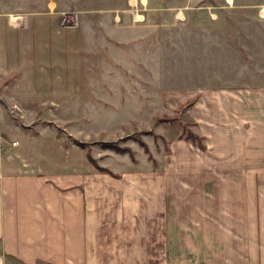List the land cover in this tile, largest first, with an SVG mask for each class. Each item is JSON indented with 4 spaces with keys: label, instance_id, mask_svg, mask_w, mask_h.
I'll return each instance as SVG.
<instances>
[{
    "label": "crops",
    "instance_id": "crops-1",
    "mask_svg": "<svg viewBox=\"0 0 264 264\" xmlns=\"http://www.w3.org/2000/svg\"><path fill=\"white\" fill-rule=\"evenodd\" d=\"M129 4L130 14H115L116 28L106 26L103 33L112 39L141 37V44L131 42L137 48L153 46L155 32L141 33L142 27L150 26V0ZM134 7L141 9L142 18L133 13ZM6 14L0 12V264H264L256 207L248 213L244 205L230 208L229 202L220 209L177 208L172 201L175 192L166 191L165 176L141 181L153 184L150 192L135 190L143 176L87 173L84 158L52 130L34 134L33 128L13 122L5 99L21 98L53 111L47 106L59 103L53 97L69 96V89L62 88L69 84L65 62H60L61 69L49 67L54 59L60 61L69 43L59 36L62 32L48 29V18L44 30L45 16ZM125 15L130 16V26ZM176 17L184 19L179 13ZM238 18L254 29L264 24V13ZM120 24L127 26L119 29ZM260 80L261 75L253 72L249 84L240 79L237 84L219 85L205 95V111L196 112V118L207 119L206 133L213 136L203 153L208 165L242 168L237 177L243 183L247 167L254 168L249 175L253 182L261 176L255 168L264 167V81ZM47 135L66 155L55 170L48 168L50 162L46 166L49 149L39 146ZM175 182L176 178L168 179V186Z\"/></svg>",
    "mask_w": 264,
    "mask_h": 264
},
{
    "label": "rangeland",
    "instance_id": "rangeland-1",
    "mask_svg": "<svg viewBox=\"0 0 264 264\" xmlns=\"http://www.w3.org/2000/svg\"><path fill=\"white\" fill-rule=\"evenodd\" d=\"M129 1L0 0L2 14L45 16L44 30L48 18V29L62 32L59 36L69 43L60 61L54 59L49 65L53 71L65 62L69 84L62 88L69 89V96L53 97L59 102L47 104L53 111L39 108L44 104H26L21 98L5 99L9 116L13 122L33 128L34 134L43 128L52 130L84 158L87 173L143 176L145 180L139 178L135 190L150 192L153 184L142 185L141 181L165 176L166 191L175 192L172 201L177 208L204 206L206 210L214 205L220 209L223 202H229L230 208L244 205L248 213L256 207L264 245V167L255 168L261 173L256 182L249 176L254 168L247 167V182L243 183L237 177L242 168L209 166L203 153L213 136L206 133L207 119L196 118V112L205 111V95L219 85L237 84L240 79L249 84L253 72L264 81V24L254 29L238 18L263 14L264 0H150V26L142 27L141 33L155 32L150 40L153 46L139 48L131 42H140L141 37L112 39L103 33L106 26L115 27V14H130ZM133 13L142 18L141 9ZM177 13L184 19L176 17ZM124 20L130 26V16L125 15ZM190 101L194 103L186 106ZM192 135L203 138L205 149L193 142ZM105 141L127 146L133 155L105 148L101 144ZM39 142L49 149L46 166L50 162L52 170L57 164L61 167L65 153L48 135ZM175 178L173 187L168 186V179ZM157 191L163 192V183ZM211 194L213 199H209ZM234 194H242V198Z\"/></svg>",
    "mask_w": 264,
    "mask_h": 264
},
{
    "label": "trees",
    "instance_id": "trees-1",
    "mask_svg": "<svg viewBox=\"0 0 264 264\" xmlns=\"http://www.w3.org/2000/svg\"><path fill=\"white\" fill-rule=\"evenodd\" d=\"M194 103V101H190L186 104V106H190ZM41 122H45V121H41ZM185 126V124H183ZM193 137L191 139H193V142L198 145L200 148L205 149V145L202 142L203 138H200L197 135H192ZM189 138V137H188ZM78 144H80L81 146L86 145L85 142H78ZM101 144L103 145V147L105 148H110L114 151L120 152V153H127L129 152V154L133 155V151L131 150V148L127 147V146H120L118 143L113 142V141H105V142H101ZM88 157L90 158L91 162L96 164L94 158L90 155H88Z\"/></svg>",
    "mask_w": 264,
    "mask_h": 264
},
{
    "label": "built area",
    "instance_id": "built-area-1",
    "mask_svg": "<svg viewBox=\"0 0 264 264\" xmlns=\"http://www.w3.org/2000/svg\"><path fill=\"white\" fill-rule=\"evenodd\" d=\"M16 143V142H15Z\"/></svg>",
    "mask_w": 264,
    "mask_h": 264
}]
</instances>
